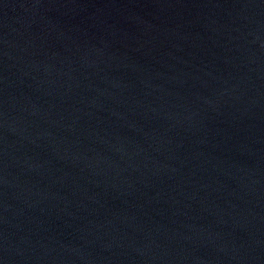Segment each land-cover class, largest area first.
Wrapping results in <instances>:
<instances>
[{"label": "water", "instance_id": "obj_1", "mask_svg": "<svg viewBox=\"0 0 264 264\" xmlns=\"http://www.w3.org/2000/svg\"><path fill=\"white\" fill-rule=\"evenodd\" d=\"M0 264H264V0H0Z\"/></svg>", "mask_w": 264, "mask_h": 264}]
</instances>
